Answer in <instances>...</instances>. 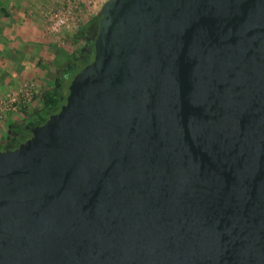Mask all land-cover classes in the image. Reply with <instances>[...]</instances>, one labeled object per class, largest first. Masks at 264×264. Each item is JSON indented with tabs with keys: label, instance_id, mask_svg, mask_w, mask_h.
Returning a JSON list of instances; mask_svg holds the SVG:
<instances>
[{
	"label": "water",
	"instance_id": "obj_1",
	"mask_svg": "<svg viewBox=\"0 0 264 264\" xmlns=\"http://www.w3.org/2000/svg\"><path fill=\"white\" fill-rule=\"evenodd\" d=\"M86 24L57 110L1 126L0 264H264V0H103Z\"/></svg>",
	"mask_w": 264,
	"mask_h": 264
},
{
	"label": "crops",
	"instance_id": "obj_2",
	"mask_svg": "<svg viewBox=\"0 0 264 264\" xmlns=\"http://www.w3.org/2000/svg\"><path fill=\"white\" fill-rule=\"evenodd\" d=\"M22 2L23 0H0V96L18 89L25 80L34 81L38 90H44L51 81L47 73H54L51 64L60 51L54 50L56 46L59 48V43H52L53 40L43 32L39 21L9 10L11 3L19 5ZM80 28L81 26L78 29ZM68 30L70 29L61 32L63 40L73 43V39L67 36ZM75 33L77 34V31ZM66 51L73 53L72 48L66 47ZM29 108L30 106L24 109L25 112H30ZM20 113L7 114L6 120L0 122V129L8 123L11 129L21 124V117L17 116ZM3 139L4 135H0V141Z\"/></svg>",
	"mask_w": 264,
	"mask_h": 264
},
{
	"label": "rangeland",
	"instance_id": "obj_3",
	"mask_svg": "<svg viewBox=\"0 0 264 264\" xmlns=\"http://www.w3.org/2000/svg\"><path fill=\"white\" fill-rule=\"evenodd\" d=\"M102 1L103 0H74V2L78 3L77 8L75 9L74 15L71 16V19L67 21V25L65 26L66 28H64L70 29L68 30L69 35L67 36L73 39V43H69L70 41L65 42L63 40L61 32L64 31V29L59 33H49L43 17V13L47 11L63 9L68 4L73 5V0H26V3H24L23 0V2L19 5L11 3L9 5V10H11V12L14 14L19 12L26 18H34L35 20L39 21L43 32L50 36V40H53L52 43H59V48H57V46L54 48L56 51H58L57 49H60L58 54H56V56H58L62 55V49H65L66 47L68 49L72 48L73 52L77 51V49H82L83 40L81 37L77 38L75 33L77 31L76 29H78L80 26L86 25L88 18L92 13L96 12V9L99 7Z\"/></svg>",
	"mask_w": 264,
	"mask_h": 264
},
{
	"label": "built area",
	"instance_id": "obj_4",
	"mask_svg": "<svg viewBox=\"0 0 264 264\" xmlns=\"http://www.w3.org/2000/svg\"><path fill=\"white\" fill-rule=\"evenodd\" d=\"M77 4L73 0V5L68 4L63 9L43 13L48 32L59 33L67 25V21L71 19V16L74 15ZM39 93L40 90H38L34 81L25 80L18 89L0 96V119L9 113H18L21 108H25L28 104L36 101L40 97Z\"/></svg>",
	"mask_w": 264,
	"mask_h": 264
},
{
	"label": "trees",
	"instance_id": "obj_5",
	"mask_svg": "<svg viewBox=\"0 0 264 264\" xmlns=\"http://www.w3.org/2000/svg\"><path fill=\"white\" fill-rule=\"evenodd\" d=\"M95 21V19H92V22ZM85 28H80L79 32L76 34L77 38L78 37H82L85 38ZM74 53L70 54H65L66 57V61L63 62V64L61 65L65 71V74L68 76L66 82L64 81V79L61 77L60 74H55V73H47V75L50 78V84H47V87L44 88V90L40 91V97L38 98L42 104L43 107L41 108L40 111L36 112L35 115V120H37L36 122L39 123L41 121L44 120L45 116L50 113L53 112L55 110H57V108L59 107L60 103L63 100V92L65 87L67 86V82L72 78L73 74L76 71L77 67H81V65L83 64V62L85 61V59L88 57H83V60L76 62L74 60ZM75 62V63H73ZM25 108H21L19 112L24 113ZM38 118V119H37ZM33 120V119H32ZM34 120V121H35ZM30 125H32V122H29Z\"/></svg>",
	"mask_w": 264,
	"mask_h": 264
},
{
	"label": "flooded vegetation",
	"instance_id": "obj_6",
	"mask_svg": "<svg viewBox=\"0 0 264 264\" xmlns=\"http://www.w3.org/2000/svg\"><path fill=\"white\" fill-rule=\"evenodd\" d=\"M65 28V27H64ZM63 28V29H64ZM81 28H85V27H82L81 26ZM76 29V28H75ZM77 30V33L80 31L79 29H76ZM84 33H85V35H87V38L88 39H90V38H92L93 37V34H94V30H93V25H91V24H88V25H86V29H85V31H84ZM81 37V36H80ZM82 38V37H81ZM87 50H89V49H83V50H80L81 52L80 53H78L77 54V57L75 58V61L76 62H79V61H81V60H83V57L85 58V57H89V55H90V53L87 51ZM75 53V52H74ZM87 54V55H84V54ZM87 59V58H86ZM73 63H75V62H73ZM35 114L33 115V123H37L36 121L37 120H35ZM31 119V120H32ZM38 119V118H37ZM35 120V121H34ZM20 126L18 127V129H20L21 130V134L23 135V137H26L27 135H28V129H27V126H30V124L28 123V122H25V123H21V124H19ZM25 131H27V133H25ZM13 141H15V140H13Z\"/></svg>",
	"mask_w": 264,
	"mask_h": 264
}]
</instances>
